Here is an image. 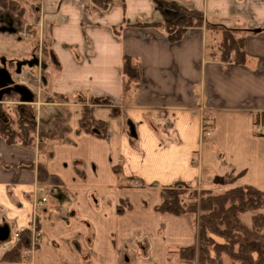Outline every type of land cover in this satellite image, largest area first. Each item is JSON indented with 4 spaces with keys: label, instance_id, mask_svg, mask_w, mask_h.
<instances>
[{
    "label": "crops",
    "instance_id": "crops-1",
    "mask_svg": "<svg viewBox=\"0 0 264 264\" xmlns=\"http://www.w3.org/2000/svg\"><path fill=\"white\" fill-rule=\"evenodd\" d=\"M164 1L198 12L203 24L171 43L153 0H111L103 10L94 0H41L55 67L39 116L63 109L69 132L44 147L0 136V224L10 229L0 264L23 230V264H173L167 250L194 246L196 230L191 216L155 211L161 188L202 180L212 192L264 193V135L254 130L264 113V0ZM223 29L245 39L241 63L209 58ZM124 57L139 66L140 88L123 103ZM79 99L106 124L104 138L79 131ZM17 109L33 120L32 106ZM39 165L61 186L40 182ZM121 202L129 207L119 213Z\"/></svg>",
    "mask_w": 264,
    "mask_h": 264
},
{
    "label": "trees",
    "instance_id": "trees-1",
    "mask_svg": "<svg viewBox=\"0 0 264 264\" xmlns=\"http://www.w3.org/2000/svg\"><path fill=\"white\" fill-rule=\"evenodd\" d=\"M111 0H94L95 7L106 8ZM157 9L163 14V23L160 28L167 31L169 42H177L184 32L192 27L203 24V17L195 11L178 7L175 3L164 0H153ZM17 4L13 0H0V15H18L12 12ZM17 8H20L17 7ZM16 8V11H17ZM12 14V15H11ZM19 15L24 14L20 8ZM22 20V19H21ZM214 50L208 54L209 58L220 62L241 63L245 54V39L238 37L232 30H220ZM45 46V44H43ZM50 53V50H49ZM122 94L123 103L129 101L132 94L140 88V69L131 59L124 57L122 60ZM14 97L10 96L9 99ZM52 100V98H51ZM59 100H63L61 97ZM81 102L82 116L79 122V131L92 133L104 138L106 124L93 119L91 109ZM95 104L109 105L107 99H96ZM15 128L11 125L3 127L0 124V136L8 144H21L32 147L35 124L21 121L15 111ZM264 113L256 115L255 123ZM68 114L61 108L56 115L39 127L37 144L44 147V141H65L69 132L67 123ZM11 121V119H10ZM38 127V126H37ZM264 135V134H261ZM117 171V167L113 169ZM39 181L61 186L57 177L49 175L43 165L37 169ZM185 192H179L173 187H163L160 190V203L155 211L161 214L184 216L196 213V204L184 202ZM124 202L117 206L119 213L123 212ZM198 236L197 248L185 247L168 249L167 260L175 264H264V193L252 187H240L220 193H201L198 204ZM218 239V240H215ZM30 231L23 230L18 233L13 247L2 256V264H18L21 253L29 248ZM175 259V261H174ZM224 259V260H223Z\"/></svg>",
    "mask_w": 264,
    "mask_h": 264
},
{
    "label": "rangeland",
    "instance_id": "rangeland-1",
    "mask_svg": "<svg viewBox=\"0 0 264 264\" xmlns=\"http://www.w3.org/2000/svg\"><path fill=\"white\" fill-rule=\"evenodd\" d=\"M10 1V0H8ZM17 6L15 8H12V12L17 14V18L20 20L22 19L21 27H18L17 25V31L14 34L9 33H0V57L4 58L6 60L9 59H24L26 57H29L32 52L36 53L37 58H39L41 61L45 62L46 64V71L43 72L41 70L40 66H33V67H23L22 73L18 77V80L20 82H26V87L29 88V90L34 94L35 99L34 103L29 104L30 107L33 108V116L34 118H38L37 120H28L26 122L35 124L36 128L35 131H33V139L34 142H37L38 138V132L39 127L41 126L42 122H46L47 119H42V115L39 116V112L41 111V108L51 102L50 96H48L45 93V90L48 89L46 83V80H50L51 74L53 72V60L49 53V46H50V39H49V33H46L45 28L47 27V23L42 22V13H41V0H13ZM94 6H97L93 3ZM24 9V14L19 15L20 8ZM108 6V4H107ZM106 6V7H107ZM17 8V11H16ZM103 10V9H100ZM12 15V14H11ZM13 19H16V16L13 17ZM166 33L167 31L163 29ZM39 44L40 50H39ZM45 44V46H43ZM38 49V52H37ZM26 72H25V71ZM21 84V83H20ZM25 85V83H24ZM43 95V96H42ZM17 96H14L12 99H7L4 97V101H7V105H0L1 112L6 115V117L9 118V123L11 125V128H15L16 119L12 120L14 118L15 114V107H18L17 102ZM61 102V100H59ZM14 102V103H13ZM46 106V105H45ZM40 108V110H39ZM41 117V118H40ZM11 119V121H10ZM50 120V119H49ZM0 124L3 127H7L6 124L1 123ZM211 125V124H210ZM38 126V127H37ZM212 132V129H211ZM210 132V135H211ZM209 135V136H210ZM206 136L204 133H202V138L209 137ZM44 146L48 142H43ZM116 173H119V164L117 166ZM114 167V168H115ZM113 168V169H114ZM139 185V183H137ZM140 186V185H139ZM204 183L201 180V182L190 186L184 183H176L170 187H173L174 190L179 192H185V195L183 197L184 202H192L196 204V213L195 214H189L188 216L193 217L195 230H196V243L194 245L195 249L197 248V236H198V218H199V209L198 204L200 201L201 193L204 192H210L209 190L204 189ZM212 192V191H211ZM221 192V191H220ZM218 192V193H220ZM224 192V191H223ZM213 193V192H212ZM217 193V192H215ZM128 204L124 203L123 206V212L125 209H128ZM122 213V212H121ZM14 238V235L12 234V239ZM218 240V239H215ZM219 241V240H218ZM24 255V252L21 253V257ZM20 257L18 264H23V260ZM27 257V256H26ZM224 260V259H223ZM174 264V262H173Z\"/></svg>",
    "mask_w": 264,
    "mask_h": 264
},
{
    "label": "flooded vegetation",
    "instance_id": "flooded-vegetation-1",
    "mask_svg": "<svg viewBox=\"0 0 264 264\" xmlns=\"http://www.w3.org/2000/svg\"><path fill=\"white\" fill-rule=\"evenodd\" d=\"M9 20H11L12 22V27L17 31V28L18 27H21V23H22V20H20L19 18L16 17V19H13L12 16H10L9 14H2L0 15V28L7 25V23L9 22ZM18 27H17V26ZM6 33V32H5ZM41 44H39V50L41 49L40 46ZM37 52H38V49H37ZM26 61H31L32 62V67L33 66H40L41 67V70L46 71V64L45 62L41 61L39 58H37V55L36 53L32 52L30 54V56L28 58H24V59H9V60H6L4 58H1L0 57V85H3L6 83V76L9 77V80L10 82H12L11 85H9L8 87L12 86V85H21V86H24L26 87V82H20L18 80V77L21 75L22 73V68L23 67H29L25 62ZM38 62V64H34ZM7 74V75H6ZM21 83V84H20ZM25 83V85H24ZM27 88V87H26ZM29 89V88H28ZM17 96L16 94L10 92L9 94L7 95H4L5 98L9 99L10 96ZM17 98V102L19 101V98L18 96L16 97ZM4 100V98H3ZM3 100L0 102V105H2V102ZM14 103V102H13ZM19 104H22V103H19ZM18 104V105H19ZM1 108V107H0ZM15 111L18 115V118L23 121V119L21 118V116L19 115V110L17 109V107H15ZM1 112V110H0ZM2 113V112H1ZM4 117L7 119L6 122H4V124L6 125H9V118L6 117L5 114H3ZM33 120L35 121L36 118H34L33 116ZM32 120V121H33ZM1 123H3L1 121Z\"/></svg>",
    "mask_w": 264,
    "mask_h": 264
},
{
    "label": "water",
    "instance_id": "water-1",
    "mask_svg": "<svg viewBox=\"0 0 264 264\" xmlns=\"http://www.w3.org/2000/svg\"><path fill=\"white\" fill-rule=\"evenodd\" d=\"M9 33V34H14L16 33V30L12 27V22L9 20L7 25L3 26L0 28V33ZM29 67H32V62L31 61H26L25 62ZM38 64V62L34 63ZM7 75V74H6ZM12 82H10L9 77L6 76V83L3 85H0V102L3 100L5 97L4 95L9 94L10 92L16 94L19 98V102L22 104H32L34 103L35 96L34 94L26 87L21 86V85H11ZM0 119L2 122H6L7 119L4 117L2 113H0ZM130 131L133 133V127L130 128ZM10 238V229L7 224H0V244L6 243L9 241Z\"/></svg>",
    "mask_w": 264,
    "mask_h": 264
},
{
    "label": "built area",
    "instance_id": "built-area-1",
    "mask_svg": "<svg viewBox=\"0 0 264 264\" xmlns=\"http://www.w3.org/2000/svg\"><path fill=\"white\" fill-rule=\"evenodd\" d=\"M3 102H4V100H3ZM19 103L20 102L18 101V104ZM36 120L38 121V118H36ZM211 129H212V127H211L210 123L203 124L202 133H204L206 136H209L210 132H211ZM254 130H255L256 134H259V135L264 134V121L262 120V117H260V119L254 124ZM38 191H39L40 194H44L45 193V189L44 188H39ZM40 201L41 202H45L46 198L42 197L40 199ZM40 236H41L40 232L35 229V231L33 232L32 237H31V241H32L31 243L35 244L36 242H38V240L40 239Z\"/></svg>",
    "mask_w": 264,
    "mask_h": 264
}]
</instances>
